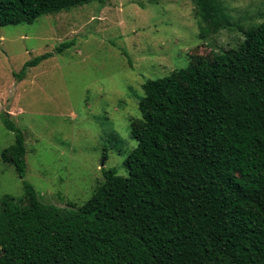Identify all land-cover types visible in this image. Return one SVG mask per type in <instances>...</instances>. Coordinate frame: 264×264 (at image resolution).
I'll return each mask as SVG.
<instances>
[{"label":"trees","instance_id":"1","mask_svg":"<svg viewBox=\"0 0 264 264\" xmlns=\"http://www.w3.org/2000/svg\"><path fill=\"white\" fill-rule=\"evenodd\" d=\"M191 1L202 33L230 25L222 0ZM91 2L105 0H0V27ZM242 33L234 47L142 84L126 175L101 169L77 208L43 204L24 181L23 199L4 196L0 264H264V15ZM2 120L15 140L1 160L22 179L23 134L9 114Z\"/></svg>","mask_w":264,"mask_h":264},{"label":"rangeland","instance_id":"2","mask_svg":"<svg viewBox=\"0 0 264 264\" xmlns=\"http://www.w3.org/2000/svg\"><path fill=\"white\" fill-rule=\"evenodd\" d=\"M222 5L230 25L208 33L191 0H105L0 27V153L15 140L2 120L11 105L9 120L26 149L22 179L0 157V200L23 199L24 181L43 204L77 208L102 182L101 169L126 175L142 84L186 67L192 56L210 59L234 47L264 15V0ZM44 53L52 56L15 78Z\"/></svg>","mask_w":264,"mask_h":264},{"label":"crops","instance_id":"3","mask_svg":"<svg viewBox=\"0 0 264 264\" xmlns=\"http://www.w3.org/2000/svg\"><path fill=\"white\" fill-rule=\"evenodd\" d=\"M3 102H4V101H3ZM5 102H6V101H5ZM10 109H13V105H11V107L9 108V110H6V111L4 110V112L7 113V114H9V116H10V114H12V113H11L12 111H11Z\"/></svg>","mask_w":264,"mask_h":264},{"label":"water","instance_id":"4","mask_svg":"<svg viewBox=\"0 0 264 264\" xmlns=\"http://www.w3.org/2000/svg\"><path fill=\"white\" fill-rule=\"evenodd\" d=\"M101 166H103V163H102V165Z\"/></svg>","mask_w":264,"mask_h":264}]
</instances>
